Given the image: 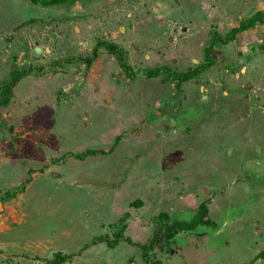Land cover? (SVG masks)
Here are the masks:
<instances>
[{
    "label": "rangeland",
    "instance_id": "1",
    "mask_svg": "<svg viewBox=\"0 0 264 264\" xmlns=\"http://www.w3.org/2000/svg\"><path fill=\"white\" fill-rule=\"evenodd\" d=\"M56 252L264 264V0H0V264Z\"/></svg>",
    "mask_w": 264,
    "mask_h": 264
},
{
    "label": "trees",
    "instance_id": "2",
    "mask_svg": "<svg viewBox=\"0 0 264 264\" xmlns=\"http://www.w3.org/2000/svg\"><path fill=\"white\" fill-rule=\"evenodd\" d=\"M25 1H29L35 5L51 6V5L60 4V3L64 4L68 0H25ZM256 20L257 21L263 20V14L257 13L253 17V19H249V20L247 19V20L243 21L238 27L234 28L232 36H235L236 34L251 28L254 25ZM125 68L127 69V67H125ZM127 73L130 74L129 71H127ZM156 73H157L156 71H151V72H149V75L156 74ZM176 76L183 78L185 80H188V79L194 78L195 73L194 72H188V73H182L180 75L177 74ZM87 153L88 154H95V153H97V151L87 150L86 154ZM207 216H208L207 204H206V202H202L199 205L195 216L191 220H189V221L177 220L172 224H167L165 227V231H163L162 234L167 239H171L176 234L180 233L181 231H190V230L195 229L198 225L209 223ZM68 256L69 255H64L61 252H56L52 263L53 264H61L62 262H64L68 258Z\"/></svg>",
    "mask_w": 264,
    "mask_h": 264
}]
</instances>
